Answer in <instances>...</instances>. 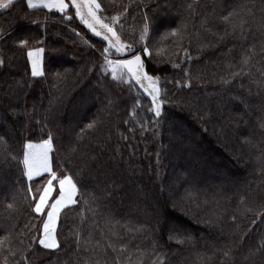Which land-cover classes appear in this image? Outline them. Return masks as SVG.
Wrapping results in <instances>:
<instances>
[{
  "label": "trees",
  "instance_id": "1",
  "mask_svg": "<svg viewBox=\"0 0 264 264\" xmlns=\"http://www.w3.org/2000/svg\"><path fill=\"white\" fill-rule=\"evenodd\" d=\"M98 2L102 17L128 5L116 30L160 77L162 115L154 117L134 79L103 72L107 42L71 0L68 14L30 9L27 0L0 8V264H25L21 251L41 226L27 189L43 180L25 176L23 145L49 132L51 166L61 175L63 165L79 192L59 214V249L34 244L27 264H264V0ZM35 48L44 49L39 77L27 55Z\"/></svg>",
  "mask_w": 264,
  "mask_h": 264
},
{
  "label": "snow or ice",
  "instance_id": "2",
  "mask_svg": "<svg viewBox=\"0 0 264 264\" xmlns=\"http://www.w3.org/2000/svg\"><path fill=\"white\" fill-rule=\"evenodd\" d=\"M43 2V0H41ZM12 0H0V8H7L11 5ZM28 6L34 7L33 0H28ZM49 9H57L60 12H65L69 8V3L66 0H47L45 4ZM71 6L75 8V15L80 18V20L96 35L102 37L104 41L107 42V47L103 48L101 56L103 59V64L100 65L104 73L110 74L114 81H123L124 74L126 73L131 82L132 79L141 87L143 90L151 97V111L154 117H161L162 107L166 102L167 90L161 89L160 87V77L150 75L145 67L144 59L139 53H135L132 50V46L121 41V37L118 34L116 27L114 25L119 24L121 17H126L128 14V5H124L121 12L114 14L110 17H103L98 15V13H103L104 9L98 0H71ZM146 7V6H145ZM191 8V5H189ZM233 15L229 12L223 17L224 20H229ZM142 18L144 20L143 30L141 33V40L145 39L149 29V17L147 12H143ZM70 19V17H69ZM105 20L109 22L106 23ZM243 27V21L240 24ZM236 26L233 25V32H235ZM172 35L177 34V29L173 28L171 30ZM20 45L27 46L28 41L21 39L19 41ZM110 50H115V54L123 57L127 52L132 51L133 54L131 58H120V59H109ZM44 51L43 48L29 49L27 52L28 58L31 61V75L43 76L42 66L39 62L40 53ZM188 61L192 60V56L188 54L187 49L183 50ZM143 52L146 56L151 58V52L147 46L143 47ZM249 55L245 56L242 63L247 65L250 61L252 50H249ZM4 60L0 58V66L4 65ZM173 67H179V65H173ZM232 76L238 75V73L233 72ZM186 82L183 86L191 87V81L187 79L188 72L185 71ZM168 81H165L167 83ZM229 81L223 79V83L227 84ZM180 81H176V84H180ZM136 106H139V100L136 101ZM133 117L136 116L135 107L130 113ZM127 123V121H125ZM156 124L159 121H155ZM97 121H91L87 124L88 129H93L96 127ZM143 128V125L141 124ZM127 139V137H123ZM3 144V137L0 136V145ZM54 148L53 137L49 132L47 138L43 139L39 144H34L31 140H28L23 145V166L24 174L28 181L31 182L33 178H39L43 180L41 185L39 182L36 185L35 190H33L31 183L28 186V199L30 201V206L32 212L41 218V226L36 229L35 232L30 230L28 242L25 245L24 250L21 251V257L25 260L27 264L26 252L32 251L33 245L38 244L42 246L43 249L56 250L59 249L60 244L56 237V224L59 214L62 209L74 205L77 203V194L79 192L78 182L73 178L72 174L68 173L67 169L63 168V165H58V168L62 171L61 175H58L57 171L53 170L51 162L49 159V153ZM36 149H41L42 151L37 158L35 152ZM159 154H157L158 156ZM56 191V195L53 197V192ZM9 208L12 204L8 205ZM235 220V217L232 218ZM27 227V225H25ZM35 228V226H33ZM20 243L24 244V240ZM73 243L79 248L80 239L79 234H75ZM2 246V243H0ZM10 250V249H9ZM124 250V246L121 245V251ZM12 255H15L13 252ZM225 256L228 255L227 252L224 253Z\"/></svg>",
  "mask_w": 264,
  "mask_h": 264
},
{
  "label": "rangeland",
  "instance_id": "3",
  "mask_svg": "<svg viewBox=\"0 0 264 264\" xmlns=\"http://www.w3.org/2000/svg\"><path fill=\"white\" fill-rule=\"evenodd\" d=\"M14 0H12V2H13ZM66 2H67V0H66ZM33 3H34V7H29L30 9H45V10H47V11H56V12H59L60 14H68V12H70L71 10V6L69 5V8L68 9H66L65 10V12H60L59 10H57V9H55V8H53V9H49L48 7H46L45 6V4L47 3V0H43V2H41V0H33ZM27 4H28V0H27ZM98 15H101V13H98ZM105 17H109V16H105ZM103 18V17H102ZM106 21V20H105ZM108 21V20H107ZM109 22V21H108ZM83 23V22H82ZM124 24H126V23H124V21H123V17H121V20H120V22H119V24H117V25H114L116 28L117 27H121V28H123V26H124ZM133 44H134V41L133 42H131V46L133 47ZM114 52H115V50H114ZM133 52L132 51H129V52H127L126 53V55H124V56H128V55H130V54H132ZM43 57H44V51L42 52V53H40V56H39V62H40V65L42 66V68H43ZM118 57H121V56H118L117 54H115L114 55V53L113 52H111L110 54H109V59H113V60H116V59H118ZM64 61V58L63 57H59L58 59H57V64L59 65V64H61V62H63ZM31 62V61H30ZM32 65V64H31ZM106 74V73H105ZM110 75V74H109ZM35 77H39V76H35ZM127 77L130 79V77L125 73L124 74V80L125 79H127ZM173 151H177L178 150V148H176V149H172ZM42 150L41 149H36L35 150V152H36V154H37V158L39 157V154H40V152H41ZM194 151L195 152H202L201 150H199L198 148H195L194 149ZM49 159H50V153H49ZM189 177H191V178H193V179H195V177H197L198 178V176H199V173L197 172V170H195V169H192L190 166H189ZM220 170H223L224 169V167L223 168H219ZM71 206V205H70ZM63 210V209H62ZM61 210V211H62ZM61 213V212H60ZM58 219H59V217H58ZM57 224H58V220H57ZM57 224H56V227H57Z\"/></svg>",
  "mask_w": 264,
  "mask_h": 264
},
{
  "label": "crops",
  "instance_id": "4",
  "mask_svg": "<svg viewBox=\"0 0 264 264\" xmlns=\"http://www.w3.org/2000/svg\"><path fill=\"white\" fill-rule=\"evenodd\" d=\"M50 154H51V151H50ZM50 162H51V160H50ZM33 179H36V178H33Z\"/></svg>",
  "mask_w": 264,
  "mask_h": 264
}]
</instances>
